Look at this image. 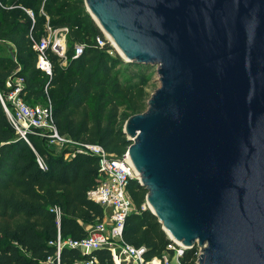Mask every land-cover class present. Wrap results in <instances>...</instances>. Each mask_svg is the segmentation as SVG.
<instances>
[{"label": "water", "instance_id": "1", "mask_svg": "<svg viewBox=\"0 0 264 264\" xmlns=\"http://www.w3.org/2000/svg\"><path fill=\"white\" fill-rule=\"evenodd\" d=\"M85 4L159 76L124 125L151 211L197 264H264V0Z\"/></svg>", "mask_w": 264, "mask_h": 264}, {"label": "trees", "instance_id": "2", "mask_svg": "<svg viewBox=\"0 0 264 264\" xmlns=\"http://www.w3.org/2000/svg\"><path fill=\"white\" fill-rule=\"evenodd\" d=\"M49 27L67 28L73 44L66 58L52 45L48 47L51 75L38 67L39 51L34 48L36 42L49 36ZM98 37L105 40L104 47L99 46ZM3 41L12 46L10 52L15 57L4 51ZM76 44L85 45L77 57ZM123 62L84 0H0L3 96L12 90L8 81L15 85L16 78H23L21 97L31 106L52 105L61 136L79 143L100 144L116 157L124 156L131 144L124 132L126 120L144 112L150 97L145 85L123 83L118 72L114 73ZM128 64L140 77L150 66ZM28 137L32 145L17 132L0 99V264H44L57 255L59 238L82 239L106 215L105 208L88 197L101 181L99 159L85 153L73 154V147L60 150L47 137ZM68 152L72 154L66 157ZM39 157L46 168L40 166ZM128 192L134 209L126 217L124 242L144 247L146 260L166 254L175 259L177 251L170 245L178 247L147 205V189L134 178L129 181ZM55 206L60 209V217L53 211ZM199 251L198 245L185 249L180 260L197 264ZM94 257L99 264H115L108 248L84 253L64 246L60 253L61 264Z\"/></svg>", "mask_w": 264, "mask_h": 264}, {"label": "built area", "instance_id": "3", "mask_svg": "<svg viewBox=\"0 0 264 264\" xmlns=\"http://www.w3.org/2000/svg\"><path fill=\"white\" fill-rule=\"evenodd\" d=\"M28 12L33 15L31 11ZM63 29L65 31L68 30L67 28ZM105 37L109 42L114 44L106 33ZM59 39L56 37L52 42L48 36L44 37L40 42H36L34 45V48L39 51L38 67L50 75L52 74V64L47 54L48 47L52 45L54 51L66 58V52L63 50ZM97 42L99 46H105V40L101 37L97 38ZM84 48V44H76L75 56L81 55ZM109 53L113 55L115 51L110 50ZM8 86L12 90L6 97L0 91V99L9 120L17 132L30 145L32 143L28 135L36 134L49 138L53 144H63L68 147H73L75 149L73 154L85 153L99 159L101 181L97 187L88 192V197L92 201L101 204L105 208L108 217H104L103 220L91 226L88 235L82 239H68L63 241L59 238L57 241V255L48 261H51L53 264H61V249L64 246H70L80 249L84 253H90L96 249L108 248L112 253L115 264H122V261L117 259V252L126 259L133 260L135 264H183L180 256L183 255L185 248L180 242L174 239L172 240L178 248L173 245H170V247L177 251L175 259H172L166 254L149 260L144 258V247L136 248L133 245L125 243L123 240L126 217L134 209L133 200L128 192L129 181L134 178L139 179V173L128 151L124 156L116 157L108 153L100 144L79 143L73 141L71 138L61 136L54 121L52 105L34 108L26 103L21 97V92L24 88V80L21 77L15 79V85L11 81H8ZM8 103L11 105V108L8 106ZM38 161L42 168L47 167L42 158L39 157ZM147 205H144V208ZM53 211L60 217V209L57 206L53 208ZM199 249L198 258L201 253L200 246ZM73 264H99V261L94 257L86 260H76Z\"/></svg>", "mask_w": 264, "mask_h": 264}, {"label": "rangeland", "instance_id": "4", "mask_svg": "<svg viewBox=\"0 0 264 264\" xmlns=\"http://www.w3.org/2000/svg\"><path fill=\"white\" fill-rule=\"evenodd\" d=\"M42 7H43V5H42ZM86 9H88L87 6H86ZM29 11H31L33 13L32 10H29ZM40 12L42 13V8L40 9ZM49 31H50L49 37L51 38L52 42L56 39V37H58V38H62L63 37L64 38L63 50H65V52H67L69 49H71L73 47V44L68 39V35H67L68 30L67 31H65L64 29L51 30L49 28ZM2 45L4 46V48H5L4 51L6 53H9L10 51H12V46H10V44H8L7 42L3 41ZM111 45L121 55V53L116 48V46H114V44H112V43H111ZM10 54L15 57L14 53L10 52ZM113 55H115V53ZM121 57L124 59L125 63L123 62L122 64H119V66H117V68L114 69V73L118 72L119 77L121 78V82H123V83L126 82V83H131V84H134V85L135 84H143V85H145V88H146L147 92L150 94L149 96L151 97L152 93H154V91L157 88H159V86H160V80H159V76H158L157 71H156V67L149 66L146 69V72L141 77L140 76H136L134 74L135 67L132 66V65H129L128 63H130V62H128L125 57H123L122 55H121ZM64 64L66 65V61L64 62ZM42 104L33 105L32 107L36 108V107H45V106H47L44 103H42ZM59 146H60V150L68 149V146H66V145L61 144ZM70 147L71 146H69V148ZM71 154L72 153L68 152V154H66V157H69ZM44 264H53V263H51V261H47Z\"/></svg>", "mask_w": 264, "mask_h": 264}, {"label": "bare ground", "instance_id": "5", "mask_svg": "<svg viewBox=\"0 0 264 264\" xmlns=\"http://www.w3.org/2000/svg\"><path fill=\"white\" fill-rule=\"evenodd\" d=\"M59 40H60V43L62 44V47H64V38L62 37V38H60ZM117 259H118L119 261H122V262H123V258H122V256L119 254V252H117ZM124 259H125V258H124ZM127 262H128V260H127Z\"/></svg>", "mask_w": 264, "mask_h": 264}, {"label": "crops", "instance_id": "6", "mask_svg": "<svg viewBox=\"0 0 264 264\" xmlns=\"http://www.w3.org/2000/svg\"><path fill=\"white\" fill-rule=\"evenodd\" d=\"M13 52V51H12ZM109 214V213H108ZM105 217H108L107 215L105 216ZM122 258H123V262H122V264H135V262L133 261V260H131V259H126L125 257H123L122 256ZM125 258V259H124ZM127 260H128V262H127Z\"/></svg>", "mask_w": 264, "mask_h": 264}]
</instances>
